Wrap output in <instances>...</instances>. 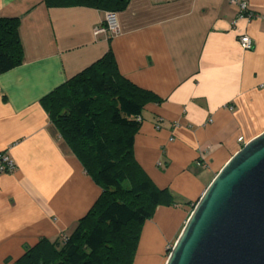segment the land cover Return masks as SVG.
I'll return each instance as SVG.
<instances>
[{"label":"crops","instance_id":"crops-1","mask_svg":"<svg viewBox=\"0 0 264 264\" xmlns=\"http://www.w3.org/2000/svg\"><path fill=\"white\" fill-rule=\"evenodd\" d=\"M235 1L129 0L119 32L95 34L105 10L0 0V16L20 19L24 47L23 63L0 74V153L16 165L0 171V264L70 233L99 198L42 99L109 48L121 74L156 96L139 116L133 153L174 203L146 220L133 264H163L217 173L264 131V17H239ZM245 1L264 16V0Z\"/></svg>","mask_w":264,"mask_h":264},{"label":"trees","instance_id":"trees-1","mask_svg":"<svg viewBox=\"0 0 264 264\" xmlns=\"http://www.w3.org/2000/svg\"><path fill=\"white\" fill-rule=\"evenodd\" d=\"M47 6L85 5L119 12L129 0H43ZM20 19L0 16V74L20 66ZM156 96L126 77L112 49L42 99L53 123L102 192L72 231L40 239L10 264H133L146 220L174 203L134 157L144 107ZM192 207V210L194 209ZM191 210V212H192ZM171 251V250H170Z\"/></svg>","mask_w":264,"mask_h":264},{"label":"water","instance_id":"water-1","mask_svg":"<svg viewBox=\"0 0 264 264\" xmlns=\"http://www.w3.org/2000/svg\"><path fill=\"white\" fill-rule=\"evenodd\" d=\"M165 264H264V131L208 185Z\"/></svg>","mask_w":264,"mask_h":264},{"label":"built area","instance_id":"built-area-1","mask_svg":"<svg viewBox=\"0 0 264 264\" xmlns=\"http://www.w3.org/2000/svg\"><path fill=\"white\" fill-rule=\"evenodd\" d=\"M234 2V1H232ZM236 2V1H235ZM240 8V16L245 17L248 20L253 18H262L264 16L255 14L248 7V3L245 0H239L236 2ZM109 32L111 34H116L119 32V23H118V13L116 11H106L104 22L95 28V34ZM239 43L245 50H250L254 46L252 38L248 34H242L239 37ZM141 120V118H138ZM242 141V139H240ZM16 170V165L10 159L6 152L0 153V171L12 173Z\"/></svg>","mask_w":264,"mask_h":264},{"label":"rangeland","instance_id":"rangeland-1","mask_svg":"<svg viewBox=\"0 0 264 264\" xmlns=\"http://www.w3.org/2000/svg\"><path fill=\"white\" fill-rule=\"evenodd\" d=\"M173 245H174V244H173ZM171 248H172V247H170L169 249H167V253H166V255H165L166 258H165L164 260H162V263H163V264H165L166 259H167L168 255H169V253H170Z\"/></svg>","mask_w":264,"mask_h":264}]
</instances>
